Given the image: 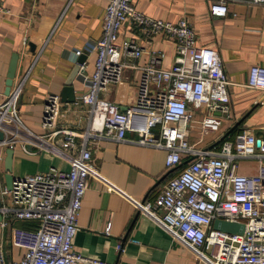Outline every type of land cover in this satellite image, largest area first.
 <instances>
[{"label":"built area","instance_id":"built-area-1","mask_svg":"<svg viewBox=\"0 0 264 264\" xmlns=\"http://www.w3.org/2000/svg\"><path fill=\"white\" fill-rule=\"evenodd\" d=\"M132 0H107L101 19L100 36L94 40L95 52L91 74L80 76L86 86L78 101L87 105L90 128L75 131L57 127V118L65 112L57 94H48L43 103L41 127L45 134H61L59 147L48 150L69 156V166H53L44 171L13 175L10 187L0 183V226L14 220L35 222L30 228L11 226L9 242L22 250L17 259L6 260L0 246V264H77L87 258L71 249L77 230V214L89 177L98 175L91 161L87 140L104 137L126 139L125 132L137 136L129 139L140 145L166 151L164 166L174 168L185 152L191 160L161 186L152 200L136 203L139 212L181 240L206 264H264V137L256 139L242 130L233 140H223L218 151L198 148L186 140L192 110L201 112L199 132L216 131L230 116L228 80L215 48L196 44L190 22L185 18L171 22L154 18L136 9ZM261 3L263 0H245ZM227 0L208 4L211 16H224ZM8 10L0 3V15ZM122 23H128L145 38L161 35L170 38L174 57L169 67L160 65L163 53L149 52L146 63L136 66L139 79L132 104L123 109L103 94L111 84L122 80L126 63L121 57H136L141 46L132 38L117 42ZM25 42V40H23ZM74 55L79 56L80 50ZM135 67L134 65H130ZM82 65H79V70ZM245 86L264 91V66L251 65ZM22 80L11 83L0 103V147L12 148L20 133L27 132L18 117V99ZM77 101V102H78ZM94 119L97 126L92 127ZM256 140L258 143L256 144ZM22 149L31 152L24 144ZM238 158H254L257 170L244 175L236 172ZM1 159V155H0ZM1 179V176H0ZM215 219L242 223L243 231L226 232L212 227ZM91 264H100L91 260Z\"/></svg>","mask_w":264,"mask_h":264},{"label":"crops","instance_id":"crops-1","mask_svg":"<svg viewBox=\"0 0 264 264\" xmlns=\"http://www.w3.org/2000/svg\"><path fill=\"white\" fill-rule=\"evenodd\" d=\"M212 0H132L134 7L143 13L174 22L185 18L191 23L196 44L215 48L222 70L228 80L230 116L216 131L199 132L201 112L192 110L186 129V140L198 148L216 152L223 140H233L242 130H249L256 139L264 137V91L245 86L251 65L264 66V0L252 3L245 0H227L224 16H211L208 4ZM8 10L0 15V103L4 99V81L11 56L16 54L12 83L22 80L18 99V117L22 127L33 135L31 141L22 131L12 147V174L23 175L47 170L53 166L66 170L69 156L76 154V146L66 155L57 154L46 147H59L61 134L41 127L43 103L48 94L61 91L63 82L71 71L80 50L82 67L76 73L72 86L75 99L63 102L65 112L58 117L57 127L75 131L90 128L87 105L78 101L86 91L80 76L88 77L93 70L94 40L100 36L101 19L107 0H0ZM132 38L142 48L136 57H121L127 64L122 70V80L108 86L103 96L121 109L133 103L140 71L136 66L146 63L149 52L163 53L160 65L167 68L173 61V41L161 35L145 38L128 23H122L117 42ZM25 40V42H23ZM134 65L135 67H131ZM80 75V76H79ZM78 101V102H77ZM236 127L220 138L235 123ZM97 126L94 119L92 127ZM131 131L125 138L115 141L104 137H90L91 161L98 175L89 177L77 214V230L71 239L74 253L87 258L77 264H206L197 259L191 250L165 228L139 212L136 203L152 200L162 184L188 161L181 152L180 162L167 169L164 166L166 151L140 145L129 139L136 138ZM27 147L25 151L21 145ZM0 147V171L3 151ZM254 158H238L236 172L254 174ZM0 183L3 181L0 179ZM32 227L30 221L14 220L0 226V246L6 260L17 259L21 249L9 242L11 226Z\"/></svg>","mask_w":264,"mask_h":264},{"label":"water","instance_id":"water-1","mask_svg":"<svg viewBox=\"0 0 264 264\" xmlns=\"http://www.w3.org/2000/svg\"><path fill=\"white\" fill-rule=\"evenodd\" d=\"M16 59H17V55L14 54L11 56V59L9 61V65L7 68V72H6V77H5V81H4V95H7L10 89V85L12 83V79H13V75H14V71H15V65H16ZM84 57L83 56H78L71 71L69 72V74L67 75L66 79L63 82V86L61 88V91L59 93V99L61 102H72L75 99L74 96V89L72 86V81L76 75V73L79 70V65L83 62ZM238 124V122H235L225 133L224 135L220 138V140L222 138H224L229 132H231L236 125ZM2 138V135L0 133V139ZM258 143V140H256V144ZM4 155L2 157V167H1V171H0V176L1 179L3 181V184L5 185V187L9 188L10 187V182L13 178V174H12V153L13 150L12 148L9 147H5L4 151H3ZM212 227L214 229H218V230H222V231H226V232H237V233H241L243 231V224L242 223H236V222H230V221H225V220H221V219H215L212 223Z\"/></svg>","mask_w":264,"mask_h":264},{"label":"rangeland","instance_id":"rangeland-1","mask_svg":"<svg viewBox=\"0 0 264 264\" xmlns=\"http://www.w3.org/2000/svg\"><path fill=\"white\" fill-rule=\"evenodd\" d=\"M2 180V179H1ZM31 222V221H30ZM32 224H34L35 222H31Z\"/></svg>","mask_w":264,"mask_h":264}]
</instances>
